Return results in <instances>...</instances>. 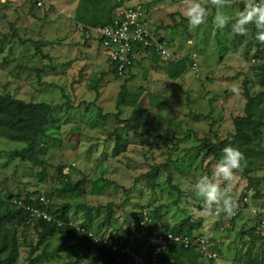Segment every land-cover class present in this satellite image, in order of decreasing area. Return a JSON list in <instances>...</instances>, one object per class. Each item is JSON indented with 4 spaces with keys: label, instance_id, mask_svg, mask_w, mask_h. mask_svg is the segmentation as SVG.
<instances>
[{
    "label": "rangeland",
    "instance_id": "obj_1",
    "mask_svg": "<svg viewBox=\"0 0 264 264\" xmlns=\"http://www.w3.org/2000/svg\"><path fill=\"white\" fill-rule=\"evenodd\" d=\"M77 1L46 0L43 7H38L36 0H0V93L26 102L70 103L53 115L49 131L36 138L37 143L49 147V152L41 156L47 163L43 172L31 162L9 155L24 148V143L0 136V197L18 195L25 199L42 194L55 209L64 204L111 205L112 224L103 227V239L117 230H136L138 217L145 211L152 217L155 213L162 215L163 224L170 227L190 216L199 224L195 232L210 238L218 254L213 261L200 259L199 264H264V239L252 241L249 234L257 230L264 236V160L252 174L260 181V198H254L252 189L244 195L248 180L238 172L228 183L234 212H239L229 226L226 214L201 213L203 197L191 187L198 176L212 174L216 160L207 145L194 153L186 152L201 145L198 139H212L214 135L224 139L233 133V119L244 115V91L253 96L263 93L252 62L257 51L249 40L250 29L235 37L226 26L223 30L215 28L213 0H202L209 15L205 23L191 30L183 15L186 0H126L124 7L140 5L145 9L149 29L170 39L169 51L192 59L182 77L172 81L166 60L157 64L146 51H140L135 56L134 78L132 74L117 78L112 73L109 50L101 47L94 32L85 31L74 21ZM235 1L239 5L223 0V10L229 16L246 3ZM194 62L197 69H193ZM126 80L129 90H145L141 101L148 113L140 131L153 137L145 135L139 140L132 133L126 134V153L114 157L112 132L119 127L114 114L120 112L124 120L135 111L130 104L117 108ZM150 95L164 101L150 106ZM156 135L182 140H174V147L163 144ZM169 159L174 162L167 170L161 168L157 187L151 188L143 175L151 166L164 165ZM65 175L72 182L83 181L82 190L62 194L59 189ZM106 214H94L91 232L96 233ZM73 215L74 224L79 225L84 216ZM161 226L158 224L156 230ZM19 238L22 245L16 264H30V259L43 251L42 247L34 250L38 241L34 224L21 227ZM57 244L54 237L48 251ZM38 264L100 263L63 254Z\"/></svg>",
    "mask_w": 264,
    "mask_h": 264
},
{
    "label": "trees",
    "instance_id": "obj_2",
    "mask_svg": "<svg viewBox=\"0 0 264 264\" xmlns=\"http://www.w3.org/2000/svg\"><path fill=\"white\" fill-rule=\"evenodd\" d=\"M226 1L234 5H239L235 0ZM125 4L126 0H78L74 12V21L82 26L85 31H89L91 28L110 26L114 24L118 10L124 8ZM243 6V4H240V8H243ZM226 30L232 33L229 26H226ZM255 32V27L251 26L249 40L251 45L256 47L257 52L255 55H259L264 53V43L255 39ZM155 36L161 42H168L170 40L165 36ZM234 36L236 37L237 34H234ZM98 40L100 41L101 47L105 48V42L108 39L98 37ZM26 42L28 41H23V43ZM155 49L156 47L154 45L143 48L142 45L135 43L133 45L134 57L132 65L126 71L119 72L117 63L110 57L111 61H109L112 66V73L117 78L132 74L131 79H133L136 54L140 51H146L147 56L158 63L162 59ZM191 59L188 56L182 58L176 56L175 58L166 60L168 75L172 81H177L182 77L187 71ZM255 76L260 86L264 89V63L256 65ZM100 80L98 79V82ZM128 81L126 80L122 85L117 100V108L120 110L122 106L130 104L135 106V111L130 117L124 120L120 118V112L114 114L119 122V127L112 132L115 138L112 152L114 157L126 153L128 148V139L124 137L126 134L132 133L134 139L139 140H142L145 135L153 137L151 133H142L140 131L145 116L148 113V108L141 101L145 90L142 87L135 91L129 90L127 86ZM243 94L246 99L244 115L237 116L233 119L234 132L230 133L224 139H221L217 135H214L212 139L210 137L198 139L201 145L192 147L186 152L191 154V152L194 153L198 149H201V147L207 145L209 154L217 160L224 146L230 144L238 147L244 156L243 167L238 173L245 176L248 180V186L244 190V195L252 189L255 192L254 198L257 199L262 196L259 189L260 181L257 177L252 176V174L264 160V91L256 96L251 95L248 90H245ZM150 99V106L160 105L164 101V98L160 99L155 95H150ZM156 101L158 103H155ZM67 106H70L69 102L56 105H51L44 101L26 102L22 99L15 98L10 93H0V136L6 140L21 142L26 145L20 150H13L9 155L22 161H29L34 166L40 167L41 172H43L47 167V163L44 159H41V156H45L49 152V147H44L42 144L37 143L36 138L39 135H45L49 131L51 122L53 121V115L56 112L62 111ZM190 133L193 134L194 132L191 131ZM154 137L161 140L163 144L171 143L174 147L177 145L173 142L174 140H178L179 143L182 140L175 138L167 139L161 135ZM172 162L174 161L169 159L164 165L151 166L150 171L143 175L151 188L157 187V180L161 168L169 169ZM168 177L169 179L172 178L171 175ZM82 184L83 181L72 182L70 176L65 175L64 182H62V187L59 191L64 195L78 193L82 190ZM179 193L181 194L180 190ZM13 199L21 201L23 198L18 195L0 197V264H16L18 262L22 245L19 238V229L30 224H34V229L38 236L37 247L34 250L43 248L40 254L30 259V264L49 262L61 257L63 254L77 260L93 258L94 262L100 264H138V261L134 258L135 254H144L150 260V253L154 245L153 238L155 233L158 232L156 230L158 224L161 223L160 231L163 233L170 232L178 235H188L189 237L196 235L197 233L195 231L199 228V224L194 223L190 216L170 227L168 224H163L162 215L160 216L155 213L156 217H152L145 211L138 217L136 224V230L138 231H132V229H128L127 231L117 230L106 242L103 239V227L111 226L112 224L114 212L111 205L103 208L102 206L91 207L85 205L72 207L69 204H64L55 209L54 204L42 194L35 198L28 196L23 199L28 204L39 206L42 209L48 208L53 216V221L48 222L42 219H30L22 208L12 204L11 201ZM73 209H75V215L72 214ZM104 211L107 214L104 220L98 223L95 230L96 233L91 232L89 228L94 226V214L99 216ZM79 213L84 218L77 225L74 224L72 215L77 216ZM238 214L239 212L237 211V214L231 220L233 221L234 218L238 217ZM146 216L151 221L141 226L140 223ZM231 220H229V226ZM59 222H61L60 226H58ZM256 231H249L253 239L252 241L264 239V236L261 233H256ZM54 237L58 239V244L54 249L48 251L50 247L49 242ZM95 237H98L100 241H97ZM108 242H111L113 246H109ZM127 245H130V253H124L120 249H117L119 246L126 247ZM114 246L118 247L115 249ZM210 250L217 255L209 259V261H213L218 257L213 244ZM159 257L161 262H172L176 264H199L200 259H205V255L193 247L185 248L182 244L178 243L162 252Z\"/></svg>",
    "mask_w": 264,
    "mask_h": 264
},
{
    "label": "built area",
    "instance_id": "obj_3",
    "mask_svg": "<svg viewBox=\"0 0 264 264\" xmlns=\"http://www.w3.org/2000/svg\"><path fill=\"white\" fill-rule=\"evenodd\" d=\"M46 0H37V6L43 7ZM146 11L142 6L124 7L118 10L114 24L104 27H96L89 29L94 32L98 37H105L108 40L105 42V48L109 50L110 57L117 63L119 72H124L128 67L132 65L134 57L133 45L140 44L143 48L154 45L155 51L160 55L161 59L168 60L175 58L176 56L169 51L168 42L159 41L152 30L149 29L148 21L146 20ZM252 62L264 63V53L253 58ZM193 68L197 69V64L194 62ZM44 200V198H42ZM247 200V199H245ZM13 205H17L22 208L29 216L30 219H42L48 222L53 221L48 208H40L25 202V200L12 201ZM237 211L232 215H228L230 220L235 217ZM151 219L146 216L141 221V226L146 222H150ZM61 222L58 223V226ZM228 225V224H227ZM259 234V231H256ZM92 235V234H90ZM97 241H100L98 237H95ZM106 242L108 239H104ZM154 245L150 253V262L143 254H135L134 258L138 261V264H162L159 255L168 250L172 245L178 243L182 244L185 248L193 247L201 254L205 255V259L209 260L217 255L210 250L212 242L210 238H204L201 235H194L189 237L188 235H178L173 233H163L158 231L154 235ZM109 246H113L111 242H108ZM118 247V246H117ZM117 247L114 246L116 249ZM124 253H130V245L126 247H118Z\"/></svg>",
    "mask_w": 264,
    "mask_h": 264
},
{
    "label": "clouds",
    "instance_id": "obj_4",
    "mask_svg": "<svg viewBox=\"0 0 264 264\" xmlns=\"http://www.w3.org/2000/svg\"><path fill=\"white\" fill-rule=\"evenodd\" d=\"M213 3L216 5L212 20L215 28L223 30L225 26H229L233 34L243 35L249 31L251 26H254L255 39L264 43V0H246L243 8L236 10L231 16L223 10V0H213ZM183 15L191 30L205 23L209 10L202 0H186ZM259 64L262 63L256 65ZM243 160V153L238 147L226 145L214 164L212 174H204L196 178L191 187L197 196L203 197L201 208L203 215L233 214L235 202L229 195L228 183L234 180L236 173L243 167Z\"/></svg>",
    "mask_w": 264,
    "mask_h": 264
},
{
    "label": "crops",
    "instance_id": "obj_5",
    "mask_svg": "<svg viewBox=\"0 0 264 264\" xmlns=\"http://www.w3.org/2000/svg\"><path fill=\"white\" fill-rule=\"evenodd\" d=\"M76 6H77V3H76V5H75V7H74V11H73V13L75 12V8H76ZM158 64V63H157ZM135 68V67H134ZM135 73H137V72H133V74L134 75H136Z\"/></svg>",
    "mask_w": 264,
    "mask_h": 264
}]
</instances>
